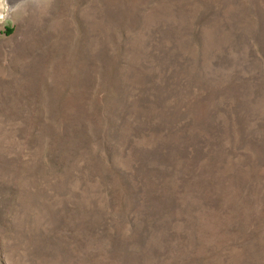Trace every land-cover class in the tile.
Masks as SVG:
<instances>
[{"label": "rangeland", "instance_id": "1", "mask_svg": "<svg viewBox=\"0 0 264 264\" xmlns=\"http://www.w3.org/2000/svg\"><path fill=\"white\" fill-rule=\"evenodd\" d=\"M0 17V264H264V0Z\"/></svg>", "mask_w": 264, "mask_h": 264}, {"label": "bare ground", "instance_id": "2", "mask_svg": "<svg viewBox=\"0 0 264 264\" xmlns=\"http://www.w3.org/2000/svg\"><path fill=\"white\" fill-rule=\"evenodd\" d=\"M8 0H3L2 5H0V16H2L6 10Z\"/></svg>", "mask_w": 264, "mask_h": 264}, {"label": "snow or ice", "instance_id": "3", "mask_svg": "<svg viewBox=\"0 0 264 264\" xmlns=\"http://www.w3.org/2000/svg\"><path fill=\"white\" fill-rule=\"evenodd\" d=\"M2 3H3V0H0V5H2Z\"/></svg>", "mask_w": 264, "mask_h": 264}, {"label": "clouds", "instance_id": "4", "mask_svg": "<svg viewBox=\"0 0 264 264\" xmlns=\"http://www.w3.org/2000/svg\"><path fill=\"white\" fill-rule=\"evenodd\" d=\"M0 19H2V17H0Z\"/></svg>", "mask_w": 264, "mask_h": 264}]
</instances>
